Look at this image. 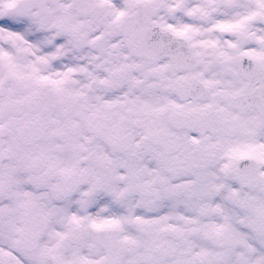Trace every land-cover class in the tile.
Wrapping results in <instances>:
<instances>
[{"label": "snow or ice", "instance_id": "6c2138e0", "mask_svg": "<svg viewBox=\"0 0 264 264\" xmlns=\"http://www.w3.org/2000/svg\"><path fill=\"white\" fill-rule=\"evenodd\" d=\"M0 264H264V0H0Z\"/></svg>", "mask_w": 264, "mask_h": 264}]
</instances>
